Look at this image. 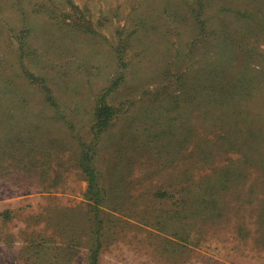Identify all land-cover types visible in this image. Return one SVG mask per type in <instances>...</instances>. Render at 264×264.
<instances>
[{
  "label": "rangeland",
  "instance_id": "1",
  "mask_svg": "<svg viewBox=\"0 0 264 264\" xmlns=\"http://www.w3.org/2000/svg\"><path fill=\"white\" fill-rule=\"evenodd\" d=\"M70 1L0 0V144L13 126L31 131L41 143L60 141V149L42 156V165L28 168L33 182L25 186L2 175L19 162L0 148V211L11 210V218L0 216V264H89L97 242L98 264H264L256 215L264 206V182L258 169L250 168L247 182L240 178L224 192L191 191L180 204L176 192L170 194L175 190L171 177L191 170L194 179L217 178L228 156H240L218 149L215 160L205 163L198 143L219 146L218 132L210 134V143L202 140L207 127L184 109L185 142L175 111L152 102L162 78L154 65L171 58L180 43L181 52L189 53L190 9L199 1ZM201 1L210 3L203 13L211 16L214 29L222 27V19L214 18L223 7H256L253 0ZM80 19L90 21L93 31ZM223 21L225 28L238 25L233 15ZM122 39L130 74L108 98L121 110L94 136L88 130L92 107L116 72L114 47ZM263 49L264 42L258 50ZM19 52L31 72L48 79L57 110L25 82ZM174 70L168 79H175ZM20 99L25 102H15ZM14 111L18 118L12 120ZM62 115L73 124L71 130ZM192 127L199 135H189ZM77 132L93 138L96 149L93 161L105 190L100 224L93 221L87 181L75 166Z\"/></svg>",
  "mask_w": 264,
  "mask_h": 264
},
{
  "label": "trees",
  "instance_id": "2",
  "mask_svg": "<svg viewBox=\"0 0 264 264\" xmlns=\"http://www.w3.org/2000/svg\"><path fill=\"white\" fill-rule=\"evenodd\" d=\"M198 1L199 6L190 9L192 22L188 24V28L191 29L194 38L189 53L181 52L180 43L171 58L166 62L156 61L154 65L155 70L161 71L163 79L159 78L158 88L152 92V102L160 104V108L168 106L175 111L181 121L178 126H181L185 142L188 139V134H185L188 119L183 118L184 109L188 110V114L196 113V118L202 120L203 126L207 127V136L201 138L202 140L210 143L212 140L210 134L214 131L218 132L219 146L214 145L211 148L203 146L199 138L198 144L202 147L198 152L201 157H205V163L215 160L214 150L218 149H223L224 153H238L240 156H228V161L221 166V175L217 178L205 175L194 179L191 170L184 171L177 177H171L170 182L175 187L171 189L175 190H171L170 194L176 192L174 198L178 204L191 191L202 194L213 191L215 194L224 192L229 183L240 178L243 182H247L251 175L250 168L258 169L257 172L261 173L264 182V152L260 154V151H264V51L258 50L259 44L264 42V0H253L256 3L255 10L223 7L214 18L216 21L222 19L223 24L219 29L209 25L212 18L203 13L210 3ZM227 15L230 17L233 15L238 25L225 28L223 19ZM80 21L85 23L84 29L93 31L89 25L90 21L85 19ZM77 23L81 26L79 22ZM126 47L127 44L123 39L114 47L116 72L96 95L91 111L92 122L88 129L94 136L107 130L119 116L120 107L110 104L108 98L112 92L121 87L130 74L131 62L124 55ZM19 56L25 82L36 87L42 94L44 102L57 110L59 106L48 79L30 71L25 63L27 57L23 52H19ZM171 68L175 69L173 75L175 79H168ZM154 76L155 74L151 78ZM165 79H168V83H164ZM8 84L6 83V89ZM2 100L0 99V106ZM20 100L15 102L18 104L25 102L24 99ZM1 118L0 114L2 122ZM14 118H18L16 111L10 119L14 120ZM63 119L71 130L73 124L66 117ZM189 133L193 137L199 135L196 127L189 129ZM4 135L0 144L2 152L11 154V157L16 159V163H19L15 165L16 170L12 169L2 175L7 177L10 174L8 180L18 186L32 184L33 175L29 174L28 168L42 165L43 155H51L53 150L60 149V141L57 138L41 143L31 131H25L18 126L8 127ZM75 139L77 141L75 166L87 181L85 196L90 203L89 206L94 210L93 221L100 224L99 210L104 204L105 190L99 182V172L93 161L96 150L93 148V138L86 140L85 135L77 132ZM55 180L56 178L52 179L51 184H54ZM181 207L184 208L183 201ZM256 215L264 235V206ZM0 216L4 219L11 218V210L0 211ZM98 247L99 242L94 248L92 247L93 249L90 248L89 264H98Z\"/></svg>",
  "mask_w": 264,
  "mask_h": 264
}]
</instances>
